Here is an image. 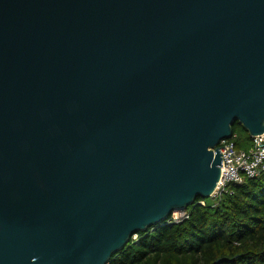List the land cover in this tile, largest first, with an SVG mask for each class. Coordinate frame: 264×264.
<instances>
[{"label":"water","instance_id":"obj_1","mask_svg":"<svg viewBox=\"0 0 264 264\" xmlns=\"http://www.w3.org/2000/svg\"><path fill=\"white\" fill-rule=\"evenodd\" d=\"M264 132V0H0V264H108Z\"/></svg>","mask_w":264,"mask_h":264},{"label":"trees","instance_id":"obj_2","mask_svg":"<svg viewBox=\"0 0 264 264\" xmlns=\"http://www.w3.org/2000/svg\"><path fill=\"white\" fill-rule=\"evenodd\" d=\"M231 140L239 150L251 145L237 121ZM228 188L215 203L198 197L186 219L139 231L108 264H264V172Z\"/></svg>","mask_w":264,"mask_h":264},{"label":"built area","instance_id":"obj_3","mask_svg":"<svg viewBox=\"0 0 264 264\" xmlns=\"http://www.w3.org/2000/svg\"><path fill=\"white\" fill-rule=\"evenodd\" d=\"M231 138L222 139L217 145L224 148H220L222 157L220 177L209 197L213 203L219 201L229 191V184H240L246 178H255L264 172V132L251 137V145L247 150L236 149ZM199 203L204 204V201L200 200ZM185 210L186 208L174 211L169 220L165 221L173 223L186 219L188 216ZM136 238L137 234L132 236L133 240Z\"/></svg>","mask_w":264,"mask_h":264},{"label":"rangeland","instance_id":"obj_4","mask_svg":"<svg viewBox=\"0 0 264 264\" xmlns=\"http://www.w3.org/2000/svg\"><path fill=\"white\" fill-rule=\"evenodd\" d=\"M206 199L210 200V198H206Z\"/></svg>","mask_w":264,"mask_h":264}]
</instances>
